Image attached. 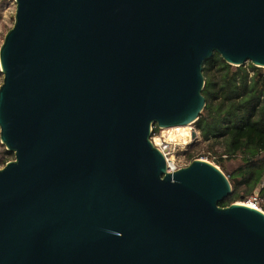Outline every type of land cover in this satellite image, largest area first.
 <instances>
[{
	"label": "water",
	"instance_id": "1",
	"mask_svg": "<svg viewBox=\"0 0 264 264\" xmlns=\"http://www.w3.org/2000/svg\"><path fill=\"white\" fill-rule=\"evenodd\" d=\"M0 49V264H264V212L151 142L203 113L204 65L264 69V0H15ZM196 139V133L193 134ZM237 183V181H235Z\"/></svg>",
	"mask_w": 264,
	"mask_h": 264
},
{
	"label": "trees",
	"instance_id": "2",
	"mask_svg": "<svg viewBox=\"0 0 264 264\" xmlns=\"http://www.w3.org/2000/svg\"><path fill=\"white\" fill-rule=\"evenodd\" d=\"M203 74L207 105L193 124L200 141L192 146L191 161L219 165L232 182L233 195L221 207L256 192L264 197V70L252 64L233 67L215 54ZM232 162L239 163L229 170Z\"/></svg>",
	"mask_w": 264,
	"mask_h": 264
},
{
	"label": "built area",
	"instance_id": "3",
	"mask_svg": "<svg viewBox=\"0 0 264 264\" xmlns=\"http://www.w3.org/2000/svg\"><path fill=\"white\" fill-rule=\"evenodd\" d=\"M186 129L188 132L181 137L173 134H168L167 136H157V132L153 129L151 142L164 156L167 165V173L169 174L178 172L179 170L189 166V164L185 161L186 151L192 141L195 143L200 141V133L193 125L187 127ZM194 133L197 135L196 139L193 138ZM260 203V199L255 197L248 205H250L252 209L264 212Z\"/></svg>",
	"mask_w": 264,
	"mask_h": 264
},
{
	"label": "rangeland",
	"instance_id": "4",
	"mask_svg": "<svg viewBox=\"0 0 264 264\" xmlns=\"http://www.w3.org/2000/svg\"><path fill=\"white\" fill-rule=\"evenodd\" d=\"M15 14H16L15 0H0V49L3 45L4 38H5L6 34L14 26ZM3 79H4V77H3V74L1 73V69H0V87L3 84ZM186 133H187V131L185 132V134ZM168 134H173V135L181 137L183 133L178 132V131L170 132V130H159L157 132V136H163V135L167 136ZM183 136H184V134H183ZM194 143L195 142H193V141H192V143H190V145L186 151V154H185V161L189 165L192 163L191 156H192V154H194V151L192 149V146ZM14 160H15V156L13 154H10L7 152L6 147L1 143V138H0V169H3L7 163L12 162ZM200 160L210 162L206 159H200ZM210 163L212 164V162H210ZM238 163L239 162L228 163L227 168L229 170H232L233 168L238 166ZM213 165L220 168L219 165H216V164H213ZM255 197H258L260 199V201H261L260 204L263 206L264 205V197H260L258 192H256L252 196L242 197L239 201L234 202L232 205L244 204V203L249 204V202L252 201Z\"/></svg>",
	"mask_w": 264,
	"mask_h": 264
},
{
	"label": "bare ground",
	"instance_id": "5",
	"mask_svg": "<svg viewBox=\"0 0 264 264\" xmlns=\"http://www.w3.org/2000/svg\"><path fill=\"white\" fill-rule=\"evenodd\" d=\"M175 132V131H178V132H181V133H183L184 135H185V132L187 131V129L186 128H175V129H172V130H170V132ZM188 132V131H187ZM182 134V135H183ZM187 136V135H186ZM241 205H244V206H246V207H249V208H252L250 205H248V204H246V203H244V204H241Z\"/></svg>",
	"mask_w": 264,
	"mask_h": 264
}]
</instances>
